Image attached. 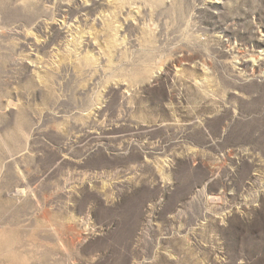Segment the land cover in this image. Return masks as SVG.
<instances>
[{"label":"rangeland","instance_id":"374dc122","mask_svg":"<svg viewBox=\"0 0 264 264\" xmlns=\"http://www.w3.org/2000/svg\"><path fill=\"white\" fill-rule=\"evenodd\" d=\"M10 228L0 264H264V0H0Z\"/></svg>","mask_w":264,"mask_h":264},{"label":"bare ground","instance_id":"6f19581e","mask_svg":"<svg viewBox=\"0 0 264 264\" xmlns=\"http://www.w3.org/2000/svg\"><path fill=\"white\" fill-rule=\"evenodd\" d=\"M86 6L87 5L84 3L81 6V8L85 9ZM18 240H19V234H17V232L15 233L11 228L8 231L1 232V236H0V252L3 251L4 249H7L6 251H8V248L14 249L16 247V244L18 243Z\"/></svg>","mask_w":264,"mask_h":264}]
</instances>
